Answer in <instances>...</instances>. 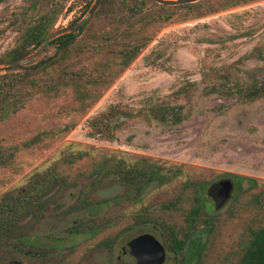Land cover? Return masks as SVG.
Segmentation results:
<instances>
[{
    "label": "rangeland",
    "instance_id": "1",
    "mask_svg": "<svg viewBox=\"0 0 264 264\" xmlns=\"http://www.w3.org/2000/svg\"><path fill=\"white\" fill-rule=\"evenodd\" d=\"M93 1L69 0L53 29L81 19ZM22 4L24 0L0 3V51L16 43L18 33L9 19ZM215 6L206 0L201 9L179 7L170 19L148 23L146 45L107 87L97 88L100 97L91 105L80 106L70 88L58 94L37 92L0 119V151L12 153L6 164H0V198L16 193L33 172L53 161L63 178L40 213L22 222L32 248L20 256L0 252V264H125L129 261L123 253L125 244L144 233L164 244L163 264H178L160 229L138 224L134 217L147 212L185 231V214L195 204L192 189L184 188L187 180L232 183L219 205L218 189L215 196L204 194L211 212L201 214L199 226L209 216L212 224L203 237L191 240V249L201 247L198 264H233L239 258L250 229L264 224V97L248 101L236 93L221 96L215 87L225 75L241 85L264 80V0L209 11ZM157 8L150 2L146 12ZM44 10L42 3L30 16ZM53 50L51 45L47 54ZM4 72L0 67V74ZM188 82L195 84L191 99H174L172 92ZM164 100L182 105L180 122L135 121L118 131L113 141L87 135V120L110 104L139 108ZM64 122L73 126L30 144L37 133ZM62 151L86 155L66 162L60 159ZM106 157L144 158L179 171L163 186L149 185L137 203L123 199L72 209L81 188L89 190L86 198L93 203L124 191L116 181H93L94 168ZM234 175L250 177L258 185L236 191ZM241 186L246 187V181ZM171 201L176 206L165 208ZM79 223L91 224L92 234L71 231Z\"/></svg>",
    "mask_w": 264,
    "mask_h": 264
},
{
    "label": "trees",
    "instance_id": "2",
    "mask_svg": "<svg viewBox=\"0 0 264 264\" xmlns=\"http://www.w3.org/2000/svg\"><path fill=\"white\" fill-rule=\"evenodd\" d=\"M4 1L0 0V3ZM68 1L24 0L20 10L9 19L11 27L18 33L16 43L0 51V60L18 58L34 50L42 39L54 30L57 17ZM205 1L164 5L153 0H101L87 24L74 32L54 38L34 60L12 67H2L5 72L0 74V119L6 118L18 103L37 92L45 95L58 94L60 90L70 88L80 106L91 105L100 97L97 88L107 87L146 45L148 39L144 30L148 23L170 19L172 11L179 7L201 9ZM213 1L216 6L209 11L228 9L254 0ZM90 2H87L84 9ZM150 2L158 8L146 12ZM42 3L45 4L44 12L31 17L30 15ZM51 45L54 46V50L47 54V49ZM250 55H253V52ZM194 85L193 82H188L178 87L172 92L173 98H184L189 101ZM215 89L221 96L236 93L245 100L254 101L264 97V80H254L248 85H241L230 82L229 77L225 75V80ZM169 102L164 100L139 108H131L119 103L110 104L105 110L87 120V135L99 140L113 141L117 138L118 131L135 121L169 120L178 123L182 119V105H172ZM72 126V122H64L56 127L42 130L33 136L30 144L39 142L45 137L60 135ZM85 155V151H62L60 159L74 162ZM11 156V152L0 151V164H6ZM178 171H172L158 161L144 158L135 160L103 158L93 170V181L96 183H102L104 179L116 181L124 186V191L93 203L86 198L89 190L81 188L72 209L106 204L109 201L118 203L123 199L137 203L149 185L163 186ZM233 177L236 191L253 189L258 185L250 177L241 175ZM243 181L247 183L244 188L241 186ZM62 184L63 178L57 170V161H53L46 168L33 172L16 193L6 194L0 198L2 255L20 256L24 251L32 248L22 222L40 213L47 197ZM183 184L185 189H192L195 202L185 214V231L181 232L174 224L147 212L139 213L134 218L138 224L151 223L160 229L168 248L178 257V264H198L201 247L191 249V240L193 237H203L212 224V216L206 217L201 226H199V218L201 214L211 212L205 204L204 194L208 192L215 196L216 189L220 188V181L209 184L208 181L187 180ZM170 206H176V202L171 201L164 205L167 209ZM82 225L86 229H81ZM71 231L92 234L93 228L91 224L79 223L73 225ZM233 264H264V224L250 229L247 244Z\"/></svg>",
    "mask_w": 264,
    "mask_h": 264
},
{
    "label": "water",
    "instance_id": "3",
    "mask_svg": "<svg viewBox=\"0 0 264 264\" xmlns=\"http://www.w3.org/2000/svg\"><path fill=\"white\" fill-rule=\"evenodd\" d=\"M159 4L164 5H179L186 3H193L199 0H153ZM101 0H94L90 5L84 16L78 21L65 26L58 27L46 35L39 45L30 53L13 59L0 60V67H12L21 65L34 60L39 56L47 45L56 37L78 30L83 25L87 24L92 15L97 10ZM232 183L230 180H222L217 194V205L228 197ZM123 253L129 255V261L125 264H163L166 257V249L164 244L160 242L154 235L144 233L131 238L124 246Z\"/></svg>",
    "mask_w": 264,
    "mask_h": 264
}]
</instances>
